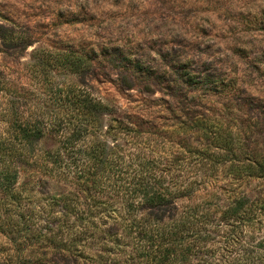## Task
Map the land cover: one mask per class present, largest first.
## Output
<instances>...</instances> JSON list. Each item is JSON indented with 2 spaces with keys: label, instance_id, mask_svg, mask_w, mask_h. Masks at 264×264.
Listing matches in <instances>:
<instances>
[{
  "label": "rangeland",
  "instance_id": "rangeland-1",
  "mask_svg": "<svg viewBox=\"0 0 264 264\" xmlns=\"http://www.w3.org/2000/svg\"><path fill=\"white\" fill-rule=\"evenodd\" d=\"M69 90L106 112L82 114ZM16 121L42 136L11 142ZM99 144L126 173L203 152L204 186L163 224L203 203L218 223L194 235L200 250L190 237L162 251L178 264H264V0H0V264H158L160 249L144 253L125 231L126 196L97 207L67 177L66 152L86 165Z\"/></svg>",
  "mask_w": 264,
  "mask_h": 264
},
{
  "label": "trees",
  "instance_id": "trees-1",
  "mask_svg": "<svg viewBox=\"0 0 264 264\" xmlns=\"http://www.w3.org/2000/svg\"><path fill=\"white\" fill-rule=\"evenodd\" d=\"M75 65V64H74ZM128 89H131L130 85L126 84ZM76 90H69L66 92L64 98L67 100H73V104L81 110L82 114H85L88 117L98 118L100 112L102 111V106L95 101H92L88 97L86 100H81V95L75 94ZM74 106V107H75ZM57 117H52L53 122H58ZM91 125V126H89ZM95 125L94 121L88 124V127L93 128ZM14 131L12 134L11 142H20V145L26 141H32L39 139L43 132L41 130L42 125H33L31 122L26 125H21L17 121L14 123ZM86 128V127H85ZM59 126H55L54 130H59ZM208 131V129H205ZM87 134H92L89 131H85ZM97 147L93 153H88V158L90 161L88 164H82V161L78 159V155L81 150H75V147H72V150L66 152V159L71 160L72 162L66 165L67 177L72 175L71 180L74 184H77L83 189V191L92 193V203H95V206H103L101 201H97L98 198H105L104 195H113L115 197H127L125 204L122 206L126 208V213L129 217L134 215V220L125 226V231L130 234H135L137 240L142 242L140 245L144 248V253L154 251H159L163 253V257L157 258L159 260L158 264H178L176 260L170 258V250L167 249L165 252L162 251V246L166 244H171L173 250H177L178 242L184 241L186 238L191 240V245L189 250L192 249L200 250L198 244L203 240L202 237L198 236L194 238V235H199L201 231L204 230V227L210 224H216V218L204 213L199 212L200 208H204L210 205L208 203H203V205H195L192 209L186 208L183 211V214L180 216V219L174 221L172 224V229L168 230L170 226L163 224L164 217L170 215L171 210L176 207L175 203L178 199L188 198L194 192H198L199 188L204 186L205 180H197L195 175L196 173H201L200 175L205 176V171L208 168H205V162L203 160L209 161L208 158H205L203 152L195 153L194 162L186 164L185 158L175 152L169 157L164 158L161 162H154L149 160L145 164H142L138 167L137 170L126 173L124 169V163H121L126 160H121V158L116 156L115 146L109 149L106 146ZM12 148H14L12 146ZM240 149V148H239ZM244 149V146L241 147V151ZM8 152V150H4ZM19 152V150L17 149ZM5 159L4 155H0V161ZM3 159V160H4ZM92 161V162H91ZM183 163L185 165H183ZM251 163V162H250ZM251 167V164H250ZM254 167L257 170H264V162H256ZM65 169V167H64ZM206 169V170H205ZM259 171L260 173H262ZM125 175V176H124ZM133 175V176H130ZM124 176V177H123ZM217 183V182H216ZM127 185V186H126ZM220 183L214 185V188L221 190L219 194H225L226 188H222ZM7 191L8 188H7ZM218 198L220 195H216ZM142 198L141 203L135 201L137 198ZM243 199V198H242ZM128 202V203H127ZM102 203V204H101ZM245 201H233L232 206L236 208H229L224 213V216L221 218L224 221L230 220L235 217L239 210L244 206ZM255 208L261 210L264 208V200H258L254 202ZM148 210V218L143 219L139 218L137 214L139 211ZM186 210V211H185ZM145 212V211H144ZM156 212V213H154ZM178 214V213H177ZM174 216V215H173ZM177 216V215H176ZM133 218V217H132ZM255 218H252L251 221H254ZM154 224V227L150 225ZM218 226V224L216 225ZM199 232V233H198Z\"/></svg>",
  "mask_w": 264,
  "mask_h": 264
}]
</instances>
